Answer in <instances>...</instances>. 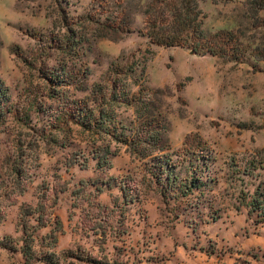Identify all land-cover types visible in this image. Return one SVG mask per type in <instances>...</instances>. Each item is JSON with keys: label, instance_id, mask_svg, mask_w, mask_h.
Masks as SVG:
<instances>
[{"label": "rangeland", "instance_id": "rangeland-1", "mask_svg": "<svg viewBox=\"0 0 264 264\" xmlns=\"http://www.w3.org/2000/svg\"><path fill=\"white\" fill-rule=\"evenodd\" d=\"M123 1L134 31L110 40L93 38L107 14L94 0H0V241L12 245L0 264H26L19 212L36 205L31 250L58 264H264V218L249 206L264 193V62L152 44L137 32L145 0ZM242 3L202 0V28L261 42ZM140 84L162 92L167 122L168 148L146 157L113 136L139 125L126 103Z\"/></svg>", "mask_w": 264, "mask_h": 264}, {"label": "trees", "instance_id": "trees-1", "mask_svg": "<svg viewBox=\"0 0 264 264\" xmlns=\"http://www.w3.org/2000/svg\"><path fill=\"white\" fill-rule=\"evenodd\" d=\"M98 2V6H104L107 14L103 20L99 18L95 21L93 27V38H107L110 40H119L124 35L134 31L132 12L124 6L123 0H115L112 4L108 0H94ZM202 0H145L139 9V13L143 16L142 26L137 32L146 38L152 44L170 47L178 46L188 49L191 53L197 55H210L223 61L241 62L250 55L255 61L264 62V35L262 41L256 43L255 36L252 41L244 42L243 30L236 29H217L214 31H206L202 28V19L205 17L204 11L200 7ZM217 2L218 0H213ZM222 1V0H219ZM242 16L250 22L252 28L264 26V0H243ZM87 20H91L87 17ZM118 66L111 63L109 72L117 73ZM115 80L111 81L110 95L116 98L117 86ZM99 86L95 83L93 86ZM101 89H98L100 91ZM128 91V90H127ZM162 92L159 89L148 88L144 85L139 86L134 95L133 102H125L126 104H134V112L136 121L140 119V123L133 133L127 135L125 127L120 125L121 130L117 134H113L116 138H121V142L126 144L132 152L140 157H146L151 152H164L168 148L166 140L167 122L162 116L160 107L156 105L157 96ZM126 96V95H125ZM158 99V98H157ZM82 114V112H80ZM103 113L99 111L100 118ZM81 116V115H79ZM82 122V121H80ZM116 127V126H114ZM129 130V129H128ZM195 138L199 135H194ZM184 139L182 144H185ZM200 141L201 139H198ZM200 144V142H198ZM105 155H109L106 150L95 152L94 158H100L98 163H103L106 159ZM169 155H160L158 159H165ZM170 158L165 159L164 164H169ZM161 163V161H158ZM206 168V165H204ZM170 173L166 174V178H171ZM194 172L191 177L190 187L199 189L203 182ZM175 178V177H174ZM186 188V187H185ZM191 189V190H192ZM250 209L258 212V216L264 218V193L254 191L251 196ZM39 205L35 207H20V223L21 232L19 251L26 264L32 262H43L45 264H58L61 256L53 251H46L39 255L31 250L30 243L33 241L34 225L26 222L27 218H33L37 224H42L39 216L34 217ZM25 218V219H24ZM44 224V223H43ZM41 226V225H39ZM31 229V230H29ZM3 240V239H2ZM18 240V241H19ZM54 242V241H52ZM0 246L11 248L9 240L0 241ZM62 256L76 257L75 254L66 252ZM78 258V256H77ZM97 264H109L96 261Z\"/></svg>", "mask_w": 264, "mask_h": 264}]
</instances>
